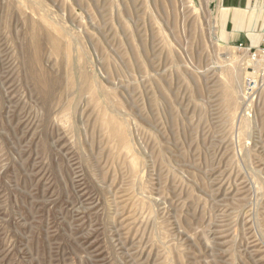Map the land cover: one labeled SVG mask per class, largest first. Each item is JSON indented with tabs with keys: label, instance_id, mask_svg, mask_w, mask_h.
I'll return each mask as SVG.
<instances>
[{
	"label": "rangeland",
	"instance_id": "374dc122",
	"mask_svg": "<svg viewBox=\"0 0 264 264\" xmlns=\"http://www.w3.org/2000/svg\"><path fill=\"white\" fill-rule=\"evenodd\" d=\"M235 8L0 0V264H264V57Z\"/></svg>",
	"mask_w": 264,
	"mask_h": 264
},
{
	"label": "bare ground",
	"instance_id": "6f19581e",
	"mask_svg": "<svg viewBox=\"0 0 264 264\" xmlns=\"http://www.w3.org/2000/svg\"><path fill=\"white\" fill-rule=\"evenodd\" d=\"M226 14V9L222 7L221 21L223 23ZM233 30H245L247 36L250 38L252 45L261 41L262 32L264 27V8L259 10L251 9L250 0L247 2L246 8H235L233 15ZM226 32L221 31V36H225ZM264 57V54L261 55ZM252 75V73H246ZM244 87L242 88V90Z\"/></svg>",
	"mask_w": 264,
	"mask_h": 264
},
{
	"label": "built area",
	"instance_id": "2783aa9c",
	"mask_svg": "<svg viewBox=\"0 0 264 264\" xmlns=\"http://www.w3.org/2000/svg\"><path fill=\"white\" fill-rule=\"evenodd\" d=\"M257 50L261 53V54H264V29H263V32H262V37H261V41L260 43L258 44L257 46ZM259 53V54H260ZM253 57H255L256 53H253Z\"/></svg>",
	"mask_w": 264,
	"mask_h": 264
},
{
	"label": "crops",
	"instance_id": "0c3cea01",
	"mask_svg": "<svg viewBox=\"0 0 264 264\" xmlns=\"http://www.w3.org/2000/svg\"><path fill=\"white\" fill-rule=\"evenodd\" d=\"M247 2H248V0H232V3L234 4V6H238V7H240V6H247ZM250 2H251V0H250Z\"/></svg>",
	"mask_w": 264,
	"mask_h": 264
}]
</instances>
